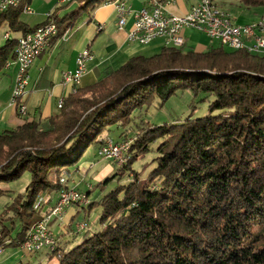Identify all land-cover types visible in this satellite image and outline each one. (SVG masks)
<instances>
[{
	"label": "trees",
	"instance_id": "obj_1",
	"mask_svg": "<svg viewBox=\"0 0 264 264\" xmlns=\"http://www.w3.org/2000/svg\"><path fill=\"white\" fill-rule=\"evenodd\" d=\"M32 1L1 12L0 26L8 23L24 35L54 22L53 41L106 0H79L64 15L57 7L30 26L23 15ZM240 2L264 7V0ZM17 42L12 37L0 46V75L14 60ZM187 89L215 96L207 115L152 124L135 114ZM113 125L137 132L129 162L101 184L129 170L131 180L90 202L89 208H102L98 231L73 247L41 251L58 256L57 264H264V54L220 44L206 51L164 46L118 69L103 66L97 81L75 87L58 112L2 130L0 182L26 171L30 181L0 213V249L24 243L41 219L40 197L66 188L63 171L91 145L101 146L100 136ZM151 151L156 166L143 177L133 163Z\"/></svg>",
	"mask_w": 264,
	"mask_h": 264
},
{
	"label": "built area",
	"instance_id": "obj_2",
	"mask_svg": "<svg viewBox=\"0 0 264 264\" xmlns=\"http://www.w3.org/2000/svg\"><path fill=\"white\" fill-rule=\"evenodd\" d=\"M174 1L150 0L139 10H132L127 0H106L105 3L114 5L120 30L126 28L128 18L133 17V28L127 35L130 42L145 45L157 38H163L165 46L183 47L186 45V39L181 35L182 30L194 28L228 49H246L251 53L264 54V15L256 21L240 24L227 10L219 6L216 0H198L189 12L178 15L167 10V6ZM20 2L21 0H0V13L10 6H17ZM24 12L32 13V9L27 6ZM57 31L56 24L50 22L39 26L34 32L20 35L15 58L6 64V67L12 64L17 66L11 105L16 108L17 116L22 121L29 118L25 103V97L29 92V70L50 45ZM4 38L10 39V32H6ZM92 56L90 48L80 51L76 59V70L64 71L63 83L73 85L74 89L79 86L86 73V64ZM62 105L63 99L59 101L58 107L61 108ZM129 147L130 144L127 142L109 139L100 147L99 152L106 159L124 164ZM65 180V178L61 179L62 182ZM81 195H83L81 192L73 188L62 192L58 205L31 226L22 247L32 253L43 249L54 250L58 240L51 230V222L54 219L62 220L63 206L73 200L81 199ZM87 228H89L88 223H79L76 226L79 231ZM2 251L3 249H0V254Z\"/></svg>",
	"mask_w": 264,
	"mask_h": 264
},
{
	"label": "rangeland",
	"instance_id": "obj_3",
	"mask_svg": "<svg viewBox=\"0 0 264 264\" xmlns=\"http://www.w3.org/2000/svg\"><path fill=\"white\" fill-rule=\"evenodd\" d=\"M216 1L218 5L223 9L227 6L236 21L244 22L256 15H254L253 9H248L244 4L240 2V0ZM78 4L79 3H76L75 1L74 4H72V8L76 7ZM8 31H10V29L7 25L3 24L0 26V45L6 42L4 34ZM186 31H184V33H186V35L191 38V44L188 46L189 49L195 51H206L210 47L217 46L219 44L217 41H212L202 31H199L197 29H191L187 32ZM142 53L146 56H151L156 54L157 52L155 53V50L153 49H145L142 51ZM0 76H4V74L1 73ZM15 78L16 73L13 76L14 82ZM13 88L11 98L13 95ZM214 98V95H206L204 93L195 94L189 89L179 90L176 94L171 96L164 105L160 106L159 100L157 99L151 106H145V108L136 111L135 114L137 116L140 115L142 119L149 121L152 124H163L166 122L170 123L180 121L191 114L193 115V117L199 118L209 113V105L214 100ZM1 105L2 106H0V109H3L6 106V104L4 103H2ZM7 107L11 112L12 108H10V105H7ZM123 129L124 128L119 127V125H113L112 127L105 130L102 136H100V138H104V143L102 145L107 143L109 139H113L115 141L117 140L127 142L131 147L137 131L132 128L126 131H123ZM157 145L158 142L154 144V147H156ZM101 146L97 144L91 145L88 150H86L78 164L70 165L67 167V170L63 171L62 178H65L66 180L62 182L61 178L60 181L62 184L67 185V187L61 189L55 194H50L54 199V205L49 204L52 201L50 200V195H44L39 199L40 202H42L41 200H43V202L45 203V208L42 205L40 209V218L42 219V217L46 216V214L50 212L52 208L58 205L62 192H66L67 190L73 188L74 190L77 189L83 194L81 195V199L73 200L68 204L66 203L63 206L64 208L62 210V220L54 219L50 225L51 230L54 231V234L57 237L58 244L64 245V247L66 248H69V246L73 247L81 241L83 242V239L86 236L93 234L101 228L99 218L102 212V208L97 203H95L92 208H89L90 202L99 200L106 193L114 189L117 183H128V181L132 178V172L129 170L125 171V174L123 175H118L117 178H115L113 181L111 180L106 184H101L104 183L107 178L114 177L116 176L117 172H121L120 168L123 167L126 162H129L128 160L130 150L129 147L127 152V160L124 164H121L110 159H106L105 157L100 155L99 151ZM156 156L157 153L155 151L148 152L144 158L139 159L135 163H133L134 169L143 171L142 176L146 177L147 174H149L156 166V162L153 161ZM120 177H122L121 181L119 180ZM29 181L30 173L26 171L18 180H13L11 182H0V213L2 212L6 204L11 202L18 193L25 191ZM74 183H78L79 185H74ZM45 209H47V211H45ZM16 221H18L17 218L15 219V222ZM54 221L57 222L59 226H64L63 235L62 233L57 232L55 230V227H53L52 223ZM79 223H89V226L92 229L89 232L80 231L81 233H76L75 231H79L76 229V226ZM6 224L11 226V223L9 221H6ZM62 237H65V239H61ZM57 262L58 256H48L46 254V250L31 253L27 249L22 247V245L20 247L6 246L0 254V264H57Z\"/></svg>",
	"mask_w": 264,
	"mask_h": 264
},
{
	"label": "crops",
	"instance_id": "obj_4",
	"mask_svg": "<svg viewBox=\"0 0 264 264\" xmlns=\"http://www.w3.org/2000/svg\"><path fill=\"white\" fill-rule=\"evenodd\" d=\"M71 1L79 2V0H33L29 6L32 9V13H24L23 19L30 26L37 25L45 21L49 13L60 6L59 13L60 15H64L73 9L72 4L74 3L68 7ZM127 1L132 10H139L145 7L150 0ZM197 1L175 0L167 6V10L178 15L185 14L189 12ZM105 2L100 3L92 13L83 16L62 38L59 37L51 41L50 45H48L31 66L29 70V92L25 97V103L28 108L27 112L30 118H45L58 112L59 101L74 90L73 85L63 83V72L66 70H76L77 55L83 49L90 48L93 56L86 64V73L79 86L95 83L97 81L98 68L109 65L114 69H118L131 57L138 54L144 55L142 51L145 49H153L155 53H158L165 46V39L163 38H157L145 45L128 41V32L133 28V17L130 16L125 25L126 28L120 30L114 5ZM247 8L253 9L254 15H256L244 22L237 21L238 23L247 24L258 20L264 15L263 6ZM224 9L230 13L227 6ZM5 25L10 29L8 23H5ZM185 29L188 31L194 28H184L181 32V35L186 39V46L188 48L191 44V38L184 33ZM10 31L8 32H10L11 38L20 36V33H12L11 29ZM16 71L17 66L12 64L10 67H5L2 72L4 76H0V106H2V103L6 104L3 109H0V132L7 128L16 127L23 122L18 118L16 108L11 105L10 99L14 86L13 76ZM7 105H10V108H12L11 112ZM74 185L79 184L74 183ZM52 225L57 232L63 235L64 226H59L55 221ZM61 239L64 240L65 237Z\"/></svg>",
	"mask_w": 264,
	"mask_h": 264
}]
</instances>
